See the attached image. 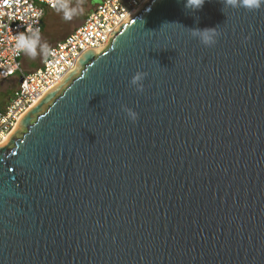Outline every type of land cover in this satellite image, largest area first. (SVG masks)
Segmentation results:
<instances>
[{
	"label": "water",
	"instance_id": "95a60500",
	"mask_svg": "<svg viewBox=\"0 0 264 264\" xmlns=\"http://www.w3.org/2000/svg\"><path fill=\"white\" fill-rule=\"evenodd\" d=\"M223 2L148 0L20 117L0 264H264V5Z\"/></svg>",
	"mask_w": 264,
	"mask_h": 264
},
{
	"label": "built area",
	"instance_id": "2783aa9c",
	"mask_svg": "<svg viewBox=\"0 0 264 264\" xmlns=\"http://www.w3.org/2000/svg\"><path fill=\"white\" fill-rule=\"evenodd\" d=\"M147 1L101 0L80 24L50 46L49 55L41 59L36 69L24 73L23 54L15 51V38L29 30L41 32L45 9H53V0H0V80L14 75L22 78L0 110V142L30 106L64 78L84 50H104L109 45V33Z\"/></svg>",
	"mask_w": 264,
	"mask_h": 264
},
{
	"label": "clouds",
	"instance_id": "9594fccd",
	"mask_svg": "<svg viewBox=\"0 0 264 264\" xmlns=\"http://www.w3.org/2000/svg\"><path fill=\"white\" fill-rule=\"evenodd\" d=\"M205 0H185V8L195 11L202 7ZM225 4L232 8H244L248 11H254L261 8L264 5V0H224L222 3L223 7ZM52 8L61 14L62 19L65 21L72 20L74 17L84 14V7L80 3L73 4L72 0H53ZM223 10V8H222ZM192 35L200 40L205 46L213 45L215 37L218 33L215 32V28L205 29H194ZM15 51L22 53L29 59H35L38 56L46 58L50 53V47L46 41L41 37L38 29L29 30L28 34L20 33L15 38ZM143 79L141 73H136L132 76L129 81L130 85L136 87L137 91H142V85L140 81ZM128 117L135 121L137 113L131 109H125Z\"/></svg>",
	"mask_w": 264,
	"mask_h": 264
},
{
	"label": "rangeland",
	"instance_id": "374dc122",
	"mask_svg": "<svg viewBox=\"0 0 264 264\" xmlns=\"http://www.w3.org/2000/svg\"><path fill=\"white\" fill-rule=\"evenodd\" d=\"M98 2H100V0H72L73 4H82L85 11L83 15L76 16L69 21L63 20L61 14H58L55 10L45 9V16L43 20L44 29L42 30V32H40L42 39L46 41L49 46H51L53 42L62 39L65 35L71 32L74 27H76L85 19L90 10ZM24 57L26 56L24 55ZM27 58L24 65H22L24 73H28L31 71V69H35L37 66H39L42 59L39 56L35 59ZM17 85L18 77L16 75L11 76L6 80H0V110L12 97L15 89L17 88Z\"/></svg>",
	"mask_w": 264,
	"mask_h": 264
},
{
	"label": "crops",
	"instance_id": "0c3cea01",
	"mask_svg": "<svg viewBox=\"0 0 264 264\" xmlns=\"http://www.w3.org/2000/svg\"><path fill=\"white\" fill-rule=\"evenodd\" d=\"M100 1H101V0H100ZM60 40H61V39H60ZM53 41H54V40H53ZM51 42H52V41H51ZM55 42H57V41H55ZM55 42H53V43L51 44V46H52ZM49 47H50V46H49ZM26 58H27V57H24V55L22 56V62H23L22 65H24ZM27 59H28V58H27ZM39 65H40V64H39ZM37 67H38V66H37ZM37 67H36V68H37ZM36 68H35V69H36ZM33 70H34V68L31 69V71H33ZM31 71H30V72H31Z\"/></svg>",
	"mask_w": 264,
	"mask_h": 264
},
{
	"label": "bare ground",
	"instance_id": "6f19581e",
	"mask_svg": "<svg viewBox=\"0 0 264 264\" xmlns=\"http://www.w3.org/2000/svg\"><path fill=\"white\" fill-rule=\"evenodd\" d=\"M36 101H37V100H36ZM36 101H35V102H36ZM35 102H34V103H35ZM34 103H33V104H34ZM33 104H32V105H33ZM32 105H31V106H32ZM31 106H30V107H31ZM15 127H16V126H15ZM15 127H14V128H15ZM12 131H13V130H12ZM5 139H6V137H4V139L0 142V144H2V143L5 141Z\"/></svg>",
	"mask_w": 264,
	"mask_h": 264
},
{
	"label": "trees",
	"instance_id": "16d2710c",
	"mask_svg": "<svg viewBox=\"0 0 264 264\" xmlns=\"http://www.w3.org/2000/svg\"><path fill=\"white\" fill-rule=\"evenodd\" d=\"M52 10H54V9H52ZM43 20H44V18H43ZM42 20V28H41V32H42V30L44 29V21Z\"/></svg>",
	"mask_w": 264,
	"mask_h": 264
}]
</instances>
